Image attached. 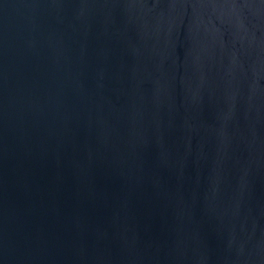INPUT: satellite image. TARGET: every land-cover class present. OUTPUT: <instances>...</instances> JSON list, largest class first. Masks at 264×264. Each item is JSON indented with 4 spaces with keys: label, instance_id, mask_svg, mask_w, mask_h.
<instances>
[{
    "label": "water",
    "instance_id": "obj_1",
    "mask_svg": "<svg viewBox=\"0 0 264 264\" xmlns=\"http://www.w3.org/2000/svg\"><path fill=\"white\" fill-rule=\"evenodd\" d=\"M0 264H264V0H0Z\"/></svg>",
    "mask_w": 264,
    "mask_h": 264
}]
</instances>
